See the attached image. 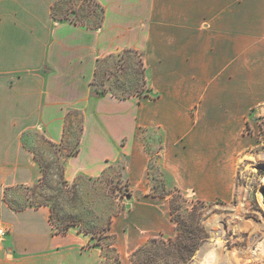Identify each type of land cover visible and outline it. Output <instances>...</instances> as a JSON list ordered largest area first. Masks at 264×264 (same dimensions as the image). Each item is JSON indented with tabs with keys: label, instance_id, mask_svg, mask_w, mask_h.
Segmentation results:
<instances>
[{
	"label": "crops",
	"instance_id": "crops-1",
	"mask_svg": "<svg viewBox=\"0 0 264 264\" xmlns=\"http://www.w3.org/2000/svg\"><path fill=\"white\" fill-rule=\"evenodd\" d=\"M55 1L0 0V264L105 258L93 233H59L48 205L20 204L18 190L44 175L31 134L54 149L67 186L127 158L129 208L107 228L122 260L170 231L139 130H159L160 163L181 192L226 202L243 127L264 105V0H95L104 10L96 29L53 18ZM126 49L141 53L154 98L95 91L98 62ZM71 111L81 126L74 140Z\"/></svg>",
	"mask_w": 264,
	"mask_h": 264
},
{
	"label": "rangeland",
	"instance_id": "rangeland-1",
	"mask_svg": "<svg viewBox=\"0 0 264 264\" xmlns=\"http://www.w3.org/2000/svg\"><path fill=\"white\" fill-rule=\"evenodd\" d=\"M53 14L59 21L66 18L91 26L98 21L100 8L94 0H56ZM140 56L128 52L121 58L117 55L108 57L99 65L95 79L97 88L110 89L119 96L135 94L154 98L155 95L146 87ZM69 115L72 118L70 138L74 140L80 123L77 112L71 111ZM139 135L149 157L150 194L165 198L170 226L169 232L158 233L141 246L149 244L153 238L186 241L193 226L190 237H193L192 241L199 238V246L186 264H194L206 247L214 249V264H230L225 254L232 249L246 252L241 264H264V205L261 198L264 188V105L252 110L243 127L242 148L235 156L233 196L226 202L203 201L190 192H181L160 163L157 153L161 152L162 144L159 130L143 129L139 130ZM30 136L31 147L46 171L43 182L29 191L18 190L20 204L28 201L46 203L52 210L55 228L76 224L74 226L78 230L93 233L92 243L102 244L104 249L105 258L100 264H131V254L135 249L121 260L113 246L114 236L107 233L112 217L129 208L131 192L125 174L127 158L120 156L98 179L79 176L74 184L67 186L61 180L54 149L39 136ZM191 240L187 242L192 243ZM149 253L156 257L155 261L145 262L146 255L141 258L143 264H175L171 256H159L162 255L161 249L150 250Z\"/></svg>",
	"mask_w": 264,
	"mask_h": 264
},
{
	"label": "trees",
	"instance_id": "trees-1",
	"mask_svg": "<svg viewBox=\"0 0 264 264\" xmlns=\"http://www.w3.org/2000/svg\"><path fill=\"white\" fill-rule=\"evenodd\" d=\"M98 6L100 8V16L98 18V21L95 22L94 24H92L91 26H87L89 28L96 29V28L100 27L101 24H102L104 10H103V7L100 6L99 4H98ZM51 14H52L53 18L56 19V17L53 14V8H52ZM61 21H69V22H73L75 24H82V23L74 22V21L69 20V19H66V18H62ZM82 25H84V24H82ZM128 52H135V53L141 55V53L138 52V51H135V50H132V49H126V50H123L122 52H119L117 54V56L119 58H121L124 54H126ZM111 56H113V55H111ZM111 56H108V57H111ZM108 57L101 59L98 62V64H97V67H96V70H95V78H94V80L92 82V85L94 86L95 91L98 94H100V95L110 94V95H112V96H114V97H116L118 99H123V98H127L129 96L135 95V94H127V95L119 96V95H116L110 89H105L104 88V89L100 90V89L97 88V84L95 82V79H96V76L98 74L99 65H100V63L105 62ZM139 62H140V64H142V67H143L142 70L144 72V65H143V61H142V55L140 56ZM80 130H81V126L79 125V131ZM161 148H162V145L160 146V150H161ZM77 151H78V149L75 146L74 149H72V150H70L68 152V155H73V154L77 153ZM157 153L160 156V151H158ZM41 165H42L43 170H44V175H43V178L41 179L40 183L43 182L44 177H45V171H46L43 163H41ZM58 165L60 167V177H61V180L63 181L64 185H66L65 184V181L62 178V165L59 162H58ZM128 196H129V194H128ZM34 204L35 205H43V204L44 205H47L46 203H43V202H37V203H34ZM171 213H172V209H171ZM50 220H51V223L54 225L53 218H52V210L50 211ZM74 225H76V224H67V226L56 227V231L59 232V233H65L71 226H74ZM181 226L184 227L185 224L183 222H181ZM192 227L193 226H191V228ZM191 228L189 229L190 234L192 233V229ZM80 231H82V230H80ZM83 232L89 233L88 231H83ZM190 234L188 236H186V237H188L187 238L188 240H186V241H184V239L183 240L181 239V241H178V240H176V241L175 240L174 241H172V240L163 241V240H157L155 238L150 239L149 244L143 245V246H139V247H137L132 252V254H131V264H143L144 261L145 262L155 261V258L156 257L154 255L150 254L149 252H150V250H156V249H161L162 250V255H159V256H166V255L167 256H171L172 258L175 259L174 260V263L175 264H186L187 263L186 262L187 259H190L192 257V255L194 254L195 250L199 246V242L197 241L199 238L198 239H195L194 241H192L191 239L193 237H190ZM189 239L192 241V243H190V242L188 243L187 242V241H189ZM95 244H99V243H95ZM146 255H147V260H144V261L141 260V258L143 256H146Z\"/></svg>",
	"mask_w": 264,
	"mask_h": 264
},
{
	"label": "bare ground",
	"instance_id": "bare-ground-1",
	"mask_svg": "<svg viewBox=\"0 0 264 264\" xmlns=\"http://www.w3.org/2000/svg\"><path fill=\"white\" fill-rule=\"evenodd\" d=\"M213 254H214L213 248L212 249H209L207 247L204 248L201 251L198 258L196 259V261L194 262V264H214L215 261L212 258ZM245 254H246L245 251H239L238 249H232V250L227 251L225 256H226V260L230 264H241L240 261L242 260V258L245 259ZM209 262H211V263H209ZM247 262H249V260H247Z\"/></svg>",
	"mask_w": 264,
	"mask_h": 264
},
{
	"label": "water",
	"instance_id": "water-1",
	"mask_svg": "<svg viewBox=\"0 0 264 264\" xmlns=\"http://www.w3.org/2000/svg\"><path fill=\"white\" fill-rule=\"evenodd\" d=\"M262 203L264 205V188L261 190Z\"/></svg>",
	"mask_w": 264,
	"mask_h": 264
},
{
	"label": "built area",
	"instance_id": "built-area-1",
	"mask_svg": "<svg viewBox=\"0 0 264 264\" xmlns=\"http://www.w3.org/2000/svg\"><path fill=\"white\" fill-rule=\"evenodd\" d=\"M4 234V231L0 228V236Z\"/></svg>",
	"mask_w": 264,
	"mask_h": 264
}]
</instances>
